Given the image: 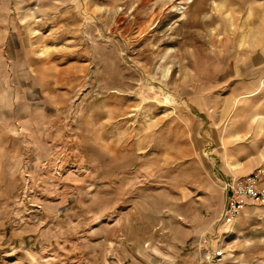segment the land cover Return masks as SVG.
<instances>
[{"label":"rangeland","instance_id":"374dc122","mask_svg":"<svg viewBox=\"0 0 264 264\" xmlns=\"http://www.w3.org/2000/svg\"><path fill=\"white\" fill-rule=\"evenodd\" d=\"M264 0H0V264H264Z\"/></svg>","mask_w":264,"mask_h":264},{"label":"built area","instance_id":"2783aa9c","mask_svg":"<svg viewBox=\"0 0 264 264\" xmlns=\"http://www.w3.org/2000/svg\"><path fill=\"white\" fill-rule=\"evenodd\" d=\"M224 187L229 193V200L223 215L230 219L238 214L236 197H244L259 202L264 201V169L258 166L245 179L226 182Z\"/></svg>","mask_w":264,"mask_h":264}]
</instances>
